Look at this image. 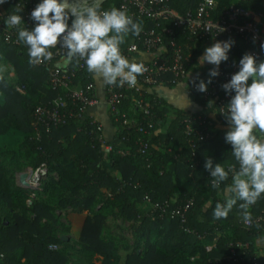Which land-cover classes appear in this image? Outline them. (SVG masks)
Returning <instances> with one entry per match:
<instances>
[{
    "label": "trees",
    "instance_id": "trees-1",
    "mask_svg": "<svg viewBox=\"0 0 264 264\" xmlns=\"http://www.w3.org/2000/svg\"><path fill=\"white\" fill-rule=\"evenodd\" d=\"M21 1L5 0L0 10L10 15ZM200 1L170 0L169 5L182 15L194 10ZM236 1L253 10L264 5V0H216L213 17L224 14ZM120 4L121 0H107L101 7L108 10ZM19 15L23 18V10ZM135 20L143 21V30H161L169 25L161 22L158 27L147 18ZM176 35L188 60L187 90H191L213 66L199 63L210 45L194 44L179 30ZM137 37L130 36L132 40ZM163 38L167 44L169 36L164 33ZM251 47L237 40L228 60L221 64L240 61ZM28 61L24 43L18 47L0 39V62L11 65L14 78V82L5 76L0 80V203L9 214L6 219L0 217V264H78L76 255L85 264H95V260L100 264H264V255L256 244L264 236V194L250 208L252 218L262 219L248 227L238 207L226 219L213 218L215 204L223 199L217 198L220 191L211 188L212 177L205 161L211 158L213 165L221 163L225 168L235 161L232 145L226 143L225 134L210 128L209 118L193 114L205 117L211 134L199 140L194 131L186 130L187 113L145 90L113 85L122 94L114 109L109 110L120 147L104 150L96 139L100 135L98 124L86 115L68 118L65 124L37 135L32 124L35 107L52 101L63 90L50 86L48 68ZM70 66L78 70L75 61ZM163 79L169 87L175 85L170 74ZM71 80V89L93 83L87 68L77 71ZM191 96L195 102H205L200 93ZM136 99L152 103L149 116L137 108ZM209 107L224 125L230 126L220 110L213 104ZM170 109L173 118L167 121ZM139 123L151 132L152 144L143 154L137 151V140L143 136L137 130ZM166 123L167 134L163 136L160 128ZM192 126L203 131L195 121ZM121 151L128 153L123 155ZM20 158L25 163H18ZM6 162L17 170L46 166L47 174L30 204L27 200L33 191L16 185L15 178L12 184ZM208 199L210 206L205 207ZM189 200L193 203L182 222L180 212L175 211ZM163 204L166 212L158 208ZM59 212H64L66 222L61 221ZM115 220L129 225L123 231L120 225L111 223ZM212 243L215 246L206 251ZM50 245L57 248L50 249ZM231 248L234 257L229 258Z\"/></svg>",
    "mask_w": 264,
    "mask_h": 264
},
{
    "label": "clouds",
    "instance_id": "clouds-1",
    "mask_svg": "<svg viewBox=\"0 0 264 264\" xmlns=\"http://www.w3.org/2000/svg\"><path fill=\"white\" fill-rule=\"evenodd\" d=\"M3 3L5 0H0ZM102 4L103 0H41L30 14L36 21L31 30L24 26L19 15L23 9L19 6L5 23L17 29L19 40L28 48L30 65L52 60L50 49L59 45L66 50L61 66L67 67L73 61L79 64L82 60L87 71L106 84L135 87L138 76L148 69L143 61H130L124 56L121 46L130 36L140 35L143 21L135 20L123 8L104 10ZM233 44L232 39L217 41L205 49L199 63L216 66L210 70V77L219 75V65L228 60ZM239 64V71L222 85L226 92L235 94L220 111L230 125L225 141L232 145L235 163L225 168L221 163L213 165V160L208 158L204 166L212 177L211 188L224 197L222 203L215 204L213 218L226 219L238 207L242 222L249 226L250 208L264 194V61L258 63L253 54L246 53ZM3 71L0 68V80ZM197 90L205 92L207 84L200 81ZM208 206L210 202L205 205Z\"/></svg>",
    "mask_w": 264,
    "mask_h": 264
},
{
    "label": "built area",
    "instance_id": "built-area-1",
    "mask_svg": "<svg viewBox=\"0 0 264 264\" xmlns=\"http://www.w3.org/2000/svg\"><path fill=\"white\" fill-rule=\"evenodd\" d=\"M169 1L170 0H121L119 6V8L126 9L129 15L134 19L147 18L155 21L158 27H160L161 22L169 23L166 27H162L161 30H143L129 46L121 48L122 54L127 58L137 51L152 53L160 46L166 48L167 55L165 53L159 55L152 61L144 62L148 70L138 81L143 86L152 87L162 83L164 81L163 77L166 74L172 76L171 82L175 85L185 83L187 86L190 83V80L187 79L188 60L183 52V48L177 42V30L185 35L188 41L194 44H209L212 46L217 41H227L229 39L234 40L235 44L237 40L240 39L244 43L254 46L247 51L248 54H253L258 63L264 61V47H262V45H264V5L259 10H253L243 6L239 1H236L229 4L224 14L219 17H213V13L216 9V0H212L211 4L208 3V0H201L194 10H188L182 15L171 9ZM40 2L41 0H22L21 3H19V6L23 9L22 19L24 21V26L28 29H32L36 24V21L30 18V14ZM8 16L9 14L0 10V39L8 45L19 47L23 42L18 38L17 29L6 26L5 21ZM164 33L169 36L167 44L164 43ZM50 50L53 52L52 60L45 61L38 65H43L48 68L50 86L56 90H63V93L56 96L52 101L39 104L35 107L32 114V124L37 135H39L42 130L48 132L53 127L65 124L68 118L82 117L88 107L95 103L93 83H89L84 88L80 89H71L70 87L72 83L71 79L76 72L86 68L84 62L81 60L79 64H77L76 68L78 70H75L70 64H68L67 67H58L55 63L62 59L66 50L59 47V45ZM215 67L216 66L213 65L207 68L204 74L198 79L197 84H194L192 89L187 91L190 95H192L193 92L200 93L207 105L213 104L216 109L221 111V108L226 107L231 97L235 94L234 91L231 93L226 92L222 85L229 82L232 75L239 71L240 64L239 61L230 64H220L218 69L219 75L210 77V70ZM209 79H211V83H208ZM202 80L207 84V90L205 92L197 90V85ZM130 88L139 91L136 86ZM17 90L22 92L23 88L17 87ZM109 94L110 97L108 100L110 109L113 110L115 104L118 103L122 97V94L118 90H115L113 85L109 86ZM134 102L137 108L143 112L144 116L150 115L152 103L137 99ZM146 120L147 118H144V121ZM184 121L186 122L187 132L194 131L199 140L211 137L204 116L187 113L184 117ZM194 121L202 127L203 131H199L192 126ZM97 130L100 132L99 126ZM137 130L141 135L143 134V136L139 137L137 140L139 144L137 151L143 154L152 144L149 138L151 132L145 129L143 123L137 124ZM96 139L98 142L102 143L100 135L96 137ZM103 148L106 151L111 150L110 146H105L104 144ZM121 153L126 155L128 151H121ZM193 156H195L194 153ZM24 173L26 174L24 184L20 182L21 173H17L15 183L18 186L33 191L30 198L27 200V203L30 204L32 199L35 198L34 191L40 190L41 188L42 182L47 174V168L44 164H40L36 168H29ZM146 199L148 200L147 197ZM192 203V200H189L175 211L180 212L182 222L185 221V213L189 210ZM158 208H160L162 212H166L165 204ZM174 213H172V215ZM261 219V216L252 218L251 224ZM49 248L55 249L57 245H50ZM230 252L231 255L229 258L234 257L233 248L230 249Z\"/></svg>",
    "mask_w": 264,
    "mask_h": 264
},
{
    "label": "crops",
    "instance_id": "crops-1",
    "mask_svg": "<svg viewBox=\"0 0 264 264\" xmlns=\"http://www.w3.org/2000/svg\"><path fill=\"white\" fill-rule=\"evenodd\" d=\"M132 39L129 37L124 45L121 48H126L132 43ZM163 50V51H161ZM166 48L164 46H160L157 50L152 53L137 51L132 53L129 56V60H135L136 62H149L157 58L159 55L165 54ZM61 61H57L55 63L56 66H61ZM93 93L95 98V103L88 107L85 111L84 115L90 117L94 122H96L100 128V137H101V144L105 146L112 147H120L121 141L117 137V130L111 124L109 118V110L110 104L109 100L106 96V88L107 85L102 78L96 77L93 74ZM136 87L138 90H145L146 92L153 94L157 97L163 98L166 102L172 107L182 110L184 113H191V114H202L210 119V128L214 131L220 132L225 134L226 131L229 129L230 126H226L223 122L217 118L215 110L211 109L209 105L205 102H195L192 96L187 91V86L185 83H179L174 85L173 87H169L167 85V81H163L162 83L152 86V87H145L141 83H137ZM173 118L172 109L168 112V120ZM167 125L161 126L160 133L163 136L167 134ZM171 169V166L169 167ZM209 197V196H207ZM218 199H224L223 194L219 192ZM210 199H208V204ZM62 221V220H61ZM62 222H66L65 220ZM71 238L73 237L69 234ZM64 239L67 236H62ZM260 254L264 255V236L259 238L256 242ZM215 246V243L207 245L205 247L206 251H210ZM193 260V258L191 259Z\"/></svg>",
    "mask_w": 264,
    "mask_h": 264
},
{
    "label": "rangeland",
    "instance_id": "rangeland-1",
    "mask_svg": "<svg viewBox=\"0 0 264 264\" xmlns=\"http://www.w3.org/2000/svg\"><path fill=\"white\" fill-rule=\"evenodd\" d=\"M0 68H3V69H4L2 75L5 76V77H7V79H8L9 81L14 82V78L12 77V76H13V73H12V70H11V65H9V64H4V63L0 62ZM7 161H10V159H7ZM18 163L23 164V163H25V161H24V159H21V158H20V159L18 160ZM10 164H11V163H9V162H6V163H5L6 167L10 170L12 184H14L13 181H14V178H16L17 172L21 171V172H19V173H24V172H26L29 168H31V167H29V166H25L22 170H17L14 166H12V165H10ZM14 186H15V185H14ZM7 211H8V210H6V208L4 207V205H3L2 203H0V217H1V218H3V219L5 218V219H6V218L9 217V214H8ZM59 214H60V218H61L62 221L66 220L65 215H64V212H61V213L59 212ZM111 223H113V224H117L118 226L120 225V227L123 229V231H124V230L126 229V227H128V225H129L128 222H126V221H121V220H115V221H112ZM126 236H127V233H126ZM73 254L76 255L75 251H73ZM77 256L80 258V255H76V258L78 259V264H85L83 261L79 260V258H78ZM94 263H95V264H100V261L95 260Z\"/></svg>",
    "mask_w": 264,
    "mask_h": 264
},
{
    "label": "water",
    "instance_id": "water-1",
    "mask_svg": "<svg viewBox=\"0 0 264 264\" xmlns=\"http://www.w3.org/2000/svg\"><path fill=\"white\" fill-rule=\"evenodd\" d=\"M105 1H107V0H103V2H105ZM25 178H26V174L25 173H21L20 174V182H22L24 184Z\"/></svg>",
    "mask_w": 264,
    "mask_h": 264
}]
</instances>
